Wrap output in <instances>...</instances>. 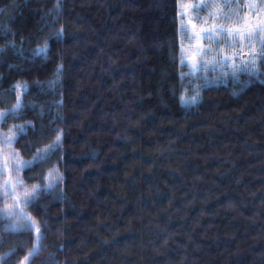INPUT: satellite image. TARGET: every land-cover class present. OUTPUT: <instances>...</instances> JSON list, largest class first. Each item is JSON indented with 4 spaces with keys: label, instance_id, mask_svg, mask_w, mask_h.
<instances>
[{
    "label": "trees",
    "instance_id": "16d2710c",
    "mask_svg": "<svg viewBox=\"0 0 264 264\" xmlns=\"http://www.w3.org/2000/svg\"><path fill=\"white\" fill-rule=\"evenodd\" d=\"M181 1L0 0V112L16 103L13 85H27L22 109L0 120L23 162L20 201L54 181V167L64 177L21 209L0 192V264L36 244L35 230H12L22 211L48 230L32 264H264V75L185 76ZM60 27L49 59L35 55ZM60 62L62 85L48 87ZM196 87L201 102L182 107ZM55 128L62 147L38 162Z\"/></svg>",
    "mask_w": 264,
    "mask_h": 264
},
{
    "label": "rangeland",
    "instance_id": "374dc122",
    "mask_svg": "<svg viewBox=\"0 0 264 264\" xmlns=\"http://www.w3.org/2000/svg\"><path fill=\"white\" fill-rule=\"evenodd\" d=\"M249 4L252 7H248ZM180 8L185 10L180 14L181 64L185 76L196 74L200 83L223 81L231 72V65L235 64L238 54L259 46L257 42L250 47L248 36L237 37L235 31L264 22V0H251L245 5L233 0H182ZM220 29L233 31L226 34ZM226 57L229 64L221 66L220 61ZM9 139L13 141L10 145L7 143ZM14 139V130L0 132V192L4 194L5 207L21 209L20 196L26 195L28 189L20 179L23 162ZM9 191H14L15 195H8Z\"/></svg>",
    "mask_w": 264,
    "mask_h": 264
},
{
    "label": "snow or ice",
    "instance_id": "6c2138e0",
    "mask_svg": "<svg viewBox=\"0 0 264 264\" xmlns=\"http://www.w3.org/2000/svg\"><path fill=\"white\" fill-rule=\"evenodd\" d=\"M204 5H201L203 7ZM248 7H252L251 4L247 5ZM5 9H0V14H3ZM61 11V5L60 3L57 4L56 12L59 13ZM184 9L180 8L179 14L184 13ZM59 18H57L53 21V23H58ZM219 31L227 33H231L232 29H220ZM235 34L237 37H243V35H247L249 38V46L254 47V45L258 42L259 43V51H250L247 55L249 56V59L244 60L241 59V66H237L232 64L231 65V76L233 79H236L238 77V74L240 72H245L249 76H258V75H264V71H261V67H264V22L259 23L258 25H255L253 28H245L243 30H236ZM65 36V29L63 27H60L56 29L52 36L48 37L43 41V43L38 46L36 49H34L35 55H42L45 60L49 59V53L51 51V45L48 43V39H54L56 41H62ZM242 43V39H241ZM232 47H235V44L231 45ZM11 47L15 48V44L11 43ZM5 51V48L0 47V53H3ZM242 55V54H241ZM183 63V61H182ZM258 63L261 67H258ZM221 66H227L229 64V58H224L222 61H220ZM63 63L60 62L56 65L55 71H54V80H49L47 82L48 87H52L55 85H62V74H63ZM185 77L181 76V79L183 80ZM39 83V81H37ZM207 86V85H206ZM22 90L24 92L27 91V85L21 84L20 82H17L13 85L12 91L15 93L16 97V103L13 105L10 111L7 112H0V120L6 119L8 116L15 115L17 111L21 110L23 107V102L21 100V94ZM193 93L190 96H184L181 95L179 97V102L182 107L190 108L193 107L201 102L202 96L201 92L199 91V88H193ZM62 96V93H60ZM55 106L59 109L63 107V99H59L55 102ZM56 119L63 120V117L60 115L59 112L56 113ZM31 127V125H29ZM17 130L23 135L25 134L24 126L18 125L16 126ZM54 132L56 133L55 136V142L52 146L49 147V149L43 154H40V151L37 150V155L35 159L38 162H43L44 160H47L50 155H54L56 152L60 150L63 144L62 137L64 135L62 129L55 128ZM13 141L11 139L7 140V143L10 145ZM31 162H24V167H28ZM17 171H19V166H17ZM52 176L55 177L54 181H50L44 185V187H40L39 185H36L32 188L31 193L29 194L30 198L22 201L25 204H35L38 203V198L40 193L42 192H51L56 190L60 184L63 183L64 177L59 172L58 168H53L51 172H49L48 177L51 178ZM7 187V185H6ZM27 191V190H26ZM8 195L14 196V191H9ZM25 220V223L23 225H13L12 230L13 231H19L21 228L27 229L29 232L35 230L37 233L36 244L32 246L31 250L27 251V255L24 257V260L22 262L18 261V264H32V261L35 257L39 255L40 249L43 247V244L40 243V241L45 238L46 232L48 231L45 229L44 231H41L40 228H36L33 221L28 217L27 213H20ZM8 216L14 215L12 212L6 213ZM15 252H10L8 255H14Z\"/></svg>",
    "mask_w": 264,
    "mask_h": 264
}]
</instances>
